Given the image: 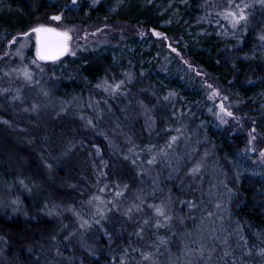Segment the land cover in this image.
<instances>
[{
	"label": "trees",
	"instance_id": "obj_1",
	"mask_svg": "<svg viewBox=\"0 0 264 264\" xmlns=\"http://www.w3.org/2000/svg\"><path fill=\"white\" fill-rule=\"evenodd\" d=\"M70 1L0 0V53L12 37L61 12L67 20H115L148 30V35L140 39L135 33L106 51L92 49L75 63L60 59L58 79L39 81L56 88L59 104L84 96L83 125L61 115L53 124L40 121L29 128L25 115L11 117L10 108L2 106L8 109L0 116L23 129L16 133L23 135L25 146L5 137L0 126V148L10 155H0V183L13 186L9 199L0 193L5 247L0 264L1 259L31 264L41 255L43 264H248L251 259L242 256L241 242L233 235L243 234L249 243L264 240V182L242 173L240 163L251 159L246 134L219 124L208 94L220 90L226 95L243 127L262 134L257 141L264 149V54L258 52L264 42L263 15L253 6L235 28L231 17L225 18L255 0H100L90 6L83 1L72 6L76 12L65 8ZM149 30L162 37L149 36ZM22 43L25 50L20 51ZM33 49L32 39L21 40L12 54L0 58V65L22 56L27 70ZM56 131L65 132V142L78 145L84 158V200L94 198L92 208L85 202V209H101L94 214L84 209L90 217L84 255L71 237L68 246L63 244L68 240L49 221L54 203L48 194L62 196L54 184L76 185L81 176L70 158L37 160L36 146L49 151L47 136ZM195 165L199 173L189 174ZM22 168L42 174V182L49 173L48 194L37 198L29 181L19 186ZM155 174L159 190L153 191L149 185ZM157 206L171 219L157 215ZM256 258L253 264H259Z\"/></svg>",
	"mask_w": 264,
	"mask_h": 264
},
{
	"label": "rangeland",
	"instance_id": "obj_2",
	"mask_svg": "<svg viewBox=\"0 0 264 264\" xmlns=\"http://www.w3.org/2000/svg\"><path fill=\"white\" fill-rule=\"evenodd\" d=\"M87 1L88 6L92 5L93 1H95V4L99 2L100 0H75V3H73V0L70 1V4L66 6V9H72L74 12H76L77 8H73L72 6H75L76 4ZM247 5V7H245ZM255 7L258 12L260 11L263 15V19L261 20V24L264 23V0H255L253 1V5L249 6V4H242L239 5V10L243 9L244 13H246L252 8ZM249 8V9H248ZM110 11V10H109ZM72 12V11H71ZM240 12V11H239ZM63 12H61L58 15L53 16H60L61 19L59 21L51 19L47 22H39L34 27L29 29L26 32L20 33L16 35L15 37H12L2 48V53H0V58H4L5 56H8V54H12L14 51L15 46L20 43L21 40L25 39H32L34 42V49L32 51L33 57L30 58V60H27L28 68L27 70L25 67V63L22 56H18V58L15 56V58H10V61L6 62L5 65H0V111L4 110L5 107H2L3 105H6L10 109L8 110L11 113H8L11 117H14L15 115H25L24 116V123L25 125L29 126V128H37L40 124V121H43L47 124H53L52 121L57 120L60 118L61 115H69L71 119H74L76 121V126L83 125L84 122V96L76 97L75 102H63L59 104V101L57 99V91L56 88L53 86H46L40 83L39 81H43L44 78L46 80H52L57 78V73L61 70L60 66H57L59 61L51 63L52 65H48L49 63L41 62L36 55V45H35V34L32 31L33 28H36L38 26H45V27H51L56 28L58 31L61 32H68L70 39L68 40V52L66 56L63 58H70L69 61L76 62L78 58L84 57V55L92 49H103V50H109V48H116L118 46V42H127L128 39L132 38L134 34L136 33L137 36H139L140 39L147 37V31L145 29H139L135 27H130L128 24L123 22H117V21H109L107 19L103 20H88L85 22L77 21L76 19H64ZM258 25V23H257ZM260 26V24H259ZM263 26V25H262ZM154 33H159L158 31H151L149 30V36H153L155 39L162 37L160 35H155ZM235 33V32H234ZM234 33H230V37L234 35ZM23 45H20L18 48L24 49L25 47L24 43ZM25 50V49H24ZM19 51V50H18ZM258 52L262 55L264 54V42H262L258 47ZM26 61V62H27ZM58 63V64H57ZM49 66V67H48ZM12 67H15L13 71L11 70ZM5 70H11L9 73H5L6 71H2V69ZM42 72L46 75H44L42 79ZM25 73L30 75V79L26 77ZM58 79V78H57ZM120 82H118V85ZM209 100L212 103L213 107L215 108V117L219 121V124L222 127H229L232 129V133L236 132H243L246 134L247 138V155H249L251 158L245 159L240 163L241 169L244 170L242 172L243 174L252 175L258 177V180L261 182H264V156H262V153H264V149L260 150L258 148V145L260 144L257 140L262 137V134H260L255 128L251 130H247V128H244L242 123L240 122L239 117L234 112L233 108L229 105L228 97L224 95L220 90L215 91L214 93H209ZM222 106V107H221ZM264 110V105H263ZM212 107L209 108L211 110ZM223 109V110H222ZM57 111V112H56ZM228 113H231L229 115ZM32 118V120L28 117ZM6 121V123H5ZM118 122L119 119H117ZM134 123V119L132 121ZM119 125H121L119 123ZM0 126L5 127L6 132L3 134L5 137H8L12 139L14 142H16L17 146H25L22 141L23 135L17 134L16 132H23V129L20 127H14L10 125L9 119L6 116H0ZM117 128V127H115ZM122 129V126L119 127ZM118 128V129H119ZM48 139L51 140V144L49 147V151L46 153H42L43 147L38 145L35 148L36 158L40 162H44L46 158L48 157V161L51 163L57 158H55L54 155H60V158L62 157L64 160L69 158L71 160H74V163L77 164L79 170L81 171L80 181L76 185L70 184V183H64L62 180L57 181L54 186L56 187L57 191L60 192L59 195L62 194L61 200L56 197V194H48L47 193V184L51 183V175L48 173L46 176V179L43 180V182L39 179L42 177L40 173H34L31 172H25L22 168L19 172V186L21 184H25L27 181H29L32 185V191L36 195L37 198H40L43 196L44 193L48 194V200L51 203H54L51 205V210L49 208V221L52 222L54 227V232L56 234L61 233L63 234V238L65 237L68 240L63 241V244L69 245L70 241H72L73 245H77L82 250L81 255H84V227L89 225V219L87 215H84V205L85 202L91 207V204L94 202L92 199L89 200V202L84 200V158H82V155L80 154V150L78 148V145L66 143L65 139L67 137V134L65 132L56 131L51 136H47ZM36 138V135H35ZM8 140V139H7ZM6 141V140H5ZM258 143V144H257ZM96 148V147H95ZM0 155L10 159V155L4 151V149L0 148ZM10 161V160H9ZM11 162V161H10ZM179 167V166H177ZM176 167V168H177ZM175 168V167H174ZM214 169V168H213ZM151 170V169H150ZM172 174V173H171ZM39 176V177H38ZM153 182L149 185L150 190L153 191L159 190L156 184V174L152 176ZM43 179V178H42ZM216 181V178L215 180ZM22 182V183H21ZM67 182V181H66ZM217 182V181H216ZM219 183V182H217ZM76 186V187H75ZM13 187V186H12ZM12 187L10 185H5L0 183V193H3L6 198H8V193L12 191ZM15 187H18L17 181L15 182ZM89 186L87 187V189ZM51 189V188H49ZM19 193H21V190H18ZM98 194H100V190L96 189ZM106 192V191H104ZM103 192V194H104ZM19 194L18 192H16ZM34 195V196H35ZM131 193L127 194V198H130ZM3 198V197H2ZM9 199V198H8ZM4 201V200H3ZM16 203V202H15ZM9 206V203H5ZM223 204L219 202V206H222V208L219 211L220 216H224L226 211L223 209ZM88 205V207H89ZM118 205V202H117ZM120 206V204H119ZM92 208V207H91ZM89 209V208H87ZM85 209V210H87ZM93 210V211H92ZM87 210L89 213L94 214V211L100 212L101 209L99 208H93V209ZM38 213L41 215V211L37 210ZM36 216H39L37 213H35ZM73 218V219H72ZM97 218H93V221H95ZM30 220H35L34 218H30ZM87 222V223H85ZM84 224V227H81V225ZM64 225H67L65 228ZM65 228V229H64ZM69 231V233H67ZM240 233V231H238ZM236 234V233H234ZM2 236V235H1ZM1 236H0V258L4 257L5 254V247L2 246L1 243ZM74 236V237H73ZM241 242V252L243 257H248L251 260L247 261L248 264H253L254 258L257 259L259 264H264V240L262 238H256V243H249L247 239L244 237V235H233ZM72 238L70 241L68 238ZM82 237V238H81ZM83 240V241H82ZM256 244V245H255ZM259 245V246H258ZM40 248V243L36 245L37 250ZM56 248V247H55ZM58 248V247H57ZM54 250V248H52ZM51 249V250H52ZM40 250V249H39ZM59 254L62 253L61 248L58 249ZM29 253V251H27ZM46 258H49L45 254ZM42 255L38 258H32L31 264H39L40 261L42 264L45 261V258ZM2 260V264H6V261ZM34 260V261H33ZM247 264V263H244Z\"/></svg>",
	"mask_w": 264,
	"mask_h": 264
},
{
	"label": "snow or ice",
	"instance_id": "obj_3",
	"mask_svg": "<svg viewBox=\"0 0 264 264\" xmlns=\"http://www.w3.org/2000/svg\"><path fill=\"white\" fill-rule=\"evenodd\" d=\"M73 3H75V0H73ZM245 7H247V5ZM228 17H231V23H232L233 28H235L241 21L247 20V16L245 15L243 9H240L239 14L233 13V12L227 13L225 18H228ZM51 19L59 21L61 19V17L60 16H53ZM32 31L36 34V37H37L36 44H37V58L38 59H41V60L53 59L54 60L59 55H63V53L67 50L66 49V43L70 39L68 32H61V31H58L56 28L45 27L43 25L38 26L36 28H33ZM154 34L160 35L159 33H154ZM261 39H264V37H261ZM173 51H174V49H173ZM25 75L27 78H29V79L31 78L29 74L25 73ZM119 87H120V85H116V88L113 91L118 90ZM169 95L171 96L173 94L170 93ZM164 99L167 100L168 97H165ZM228 114L231 115V113H228ZM5 123H6V121H5ZM177 131H179V130H177ZM176 139H177L176 137H172V141H175ZM170 146H171V144H169V147ZM161 151H163V149ZM262 156H264V153H262ZM154 162H155L154 158H153V160L149 161V163H154ZM199 171H200L199 165H195V166H193V168H191L189 170V174L195 175V174L199 173ZM229 191H231V190H229ZM118 195H119V193H118ZM181 203H184V201H181ZM189 206L190 207L193 206L191 204V202H189ZM217 207H219V205H217ZM156 213L159 216H164L165 220L171 219L170 216L165 215L163 208L160 206L156 207ZM210 215H211V213H210ZM85 223H87V222H85ZM145 223H147V221H145ZM157 226L159 227L161 225L158 223ZM81 227H84V224H82ZM161 243H163V241H161ZM225 255H228V253H225Z\"/></svg>",
	"mask_w": 264,
	"mask_h": 264
},
{
	"label": "water",
	"instance_id": "obj_4",
	"mask_svg": "<svg viewBox=\"0 0 264 264\" xmlns=\"http://www.w3.org/2000/svg\"><path fill=\"white\" fill-rule=\"evenodd\" d=\"M35 34V33H34ZM36 39H37V37H36V34H35V45H36V55H37V44H36ZM66 51L63 53V55H59L56 59H45V60H41V59H39L41 62H45V63H52V62H56V61H58V60H60V59H63L65 56H66V54H67V52H68V41H67V43H66Z\"/></svg>",
	"mask_w": 264,
	"mask_h": 264
}]
</instances>
